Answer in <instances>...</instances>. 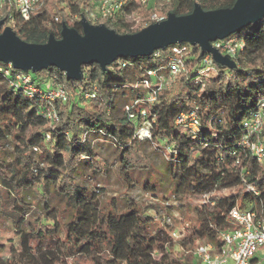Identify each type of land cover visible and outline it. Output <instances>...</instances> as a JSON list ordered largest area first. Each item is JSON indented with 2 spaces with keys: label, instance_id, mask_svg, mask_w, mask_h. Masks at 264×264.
I'll list each match as a JSON object with an SVG mask.
<instances>
[{
  "label": "trees",
  "instance_id": "16d2710c",
  "mask_svg": "<svg viewBox=\"0 0 264 264\" xmlns=\"http://www.w3.org/2000/svg\"><path fill=\"white\" fill-rule=\"evenodd\" d=\"M90 2L45 0L41 13L12 31L34 44L45 43L49 34L60 38L62 24L81 32L80 22L70 19L77 15L93 24L86 15ZM234 2L150 0L139 6L128 1L100 24L117 34H133L154 23L149 17L155 11L183 16L195 4L209 11L230 8ZM10 9L5 6L0 21L6 22ZM131 14L144 25L133 29L127 18ZM232 36L243 43L230 57L232 69L214 62L205 65L206 54L187 43L146 57L118 58L104 70L96 63L84 65L80 81L67 80L55 67L31 73L0 63V220L11 223L17 241L7 258L0 249V264H200L186 253L188 247L196 241L221 245L220 233L233 227V208L264 219V161L241 144L243 124L264 98V17ZM173 48L187 50L179 58L182 69L170 88L158 90L157 77L167 78L170 63L178 58ZM16 74L28 75L42 93L28 96L10 85ZM146 79L147 88L142 86ZM54 88L65 90L67 101L46 98L45 92ZM152 91L156 99L148 102ZM119 100L123 104L118 113ZM48 109L56 113V121L47 118ZM190 114L198 120L196 131L187 122L177 123L181 115ZM144 124L148 138L139 134ZM100 141L115 150L117 172L126 187L133 173L143 174L154 178L144 190L164 193L145 150L151 146L171 166L167 190L172 197L201 200L178 250L171 229L155 223L146 207L136 202L117 207L113 199L104 207L84 186L85 178L103 179L110 171L100 161ZM98 237L102 248L95 243Z\"/></svg>",
  "mask_w": 264,
  "mask_h": 264
},
{
  "label": "water",
  "instance_id": "95a60500",
  "mask_svg": "<svg viewBox=\"0 0 264 264\" xmlns=\"http://www.w3.org/2000/svg\"><path fill=\"white\" fill-rule=\"evenodd\" d=\"M264 17V0H235L230 8L203 10L195 4L190 14L169 13L165 20L133 34H117L105 25H91L82 18L81 32L62 24L60 38L49 34L43 44L27 43L8 27L0 32V63L13 69L37 73L49 67L63 72L67 80L80 81L81 68L96 63L104 70L118 58L146 57L168 46L187 43L208 54L214 63L234 68V62L220 54L212 43L239 32ZM4 21H0V29Z\"/></svg>",
  "mask_w": 264,
  "mask_h": 264
},
{
  "label": "built area",
  "instance_id": "2783aa9c",
  "mask_svg": "<svg viewBox=\"0 0 264 264\" xmlns=\"http://www.w3.org/2000/svg\"><path fill=\"white\" fill-rule=\"evenodd\" d=\"M128 1H134L139 6L146 5L150 0H91L86 15L91 21V25H98L104 20L113 18L119 11L123 9ZM45 0H0V17L3 16L5 6L11 5V9L6 13V22L1 29L8 27L11 30L19 26L21 22L27 21L32 15H38L42 12ZM167 15L159 11H155L150 15L149 20L154 23L165 20ZM132 23V28L136 29L144 25L139 18L133 14L127 15ZM81 21L82 18L75 15L70 21ZM55 23L59 22V18H53ZM90 24V23H89ZM212 46L222 55L233 57L236 52L242 48L243 43L237 37H227L212 43ZM173 52L178 56L176 60L170 63L169 75L167 78L157 77L158 90L168 89L174 82L175 75L181 71L182 65L179 58L187 54L185 48H173ZM213 62L211 56L206 54L204 58L205 65ZM8 67H12L11 63H7ZM8 71H5L7 74ZM147 76L154 78L153 72H148ZM10 85L15 88H22L28 96L33 94H41L42 92L31 84L28 75L16 74ZM148 79L143 80L142 86L149 87ZM45 97L51 101L61 100L67 101L68 95L62 88H54L45 92ZM156 99V91L150 92L147 97L148 102ZM143 113V112H142ZM46 116L51 121H56V113L48 109ZM193 131L197 130L198 120L194 114L181 115L177 119V123H186ZM244 136L241 144L250 149L259 162L264 161V138L262 131L264 128V98L260 101L257 113L247 122H244ZM141 138L149 137V129L146 124L139 129ZM207 202V196L202 197ZM229 217L233 221V227L220 233L221 245L217 246L213 242H203L198 244L193 255L199 260L200 264H259L258 253L264 255V219H258L256 213L252 211H242L233 208L229 212Z\"/></svg>",
  "mask_w": 264,
  "mask_h": 264
},
{
  "label": "rangeland",
  "instance_id": "374dc122",
  "mask_svg": "<svg viewBox=\"0 0 264 264\" xmlns=\"http://www.w3.org/2000/svg\"><path fill=\"white\" fill-rule=\"evenodd\" d=\"M123 101L118 102V113ZM264 131V128H263ZM262 131V132H263ZM98 151L101 154L100 161L110 165V171L103 179L97 175L87 177L83 184L90 191L95 192L104 207H108L113 199L117 207L129 205L132 202L139 203L147 208V213L152 216L155 223L167 225L171 229V237L174 241V248L179 249V241L186 237V228L195 223V209L199 206L201 200L198 198L174 199L168 192L169 176L171 166L164 156L156 151L151 146H145V150L150 154L154 169L152 174L156 177L164 193H158L157 190L147 192L144 190V185L153 183V177L143 174L133 173L131 175L130 186L126 187L123 184L122 176L117 172L116 152L107 142H97ZM85 172L89 169L84 168ZM230 191H221L220 194H228ZM165 197V199H163ZM205 241H196L194 246L188 247L186 253L192 254L195 247ZM96 245L102 248L101 238L95 240ZM16 235L13 232L12 225L9 221L0 220V249L1 255L5 258L9 256L11 247H16ZM194 257V255H193ZM259 264H264V255L258 253Z\"/></svg>",
  "mask_w": 264,
  "mask_h": 264
}]
</instances>
